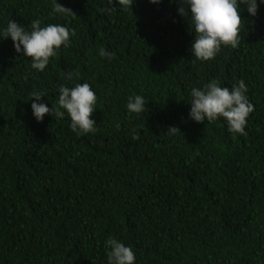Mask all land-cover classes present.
Masks as SVG:
<instances>
[{
  "label": "trees",
  "instance_id": "obj_1",
  "mask_svg": "<svg viewBox=\"0 0 264 264\" xmlns=\"http://www.w3.org/2000/svg\"><path fill=\"white\" fill-rule=\"evenodd\" d=\"M58 2L72 11L0 0V28L38 18L74 33L43 72L0 40V264H107L110 236L135 264H264V3L255 17L242 5L237 48L201 62L179 0ZM213 79L245 81L246 135L189 118L191 89ZM84 82L97 95L94 133L77 135L67 114L34 118V89L52 108L59 85ZM135 94L139 115L126 108Z\"/></svg>",
  "mask_w": 264,
  "mask_h": 264
},
{
  "label": "clouds",
  "instance_id": "obj_2",
  "mask_svg": "<svg viewBox=\"0 0 264 264\" xmlns=\"http://www.w3.org/2000/svg\"><path fill=\"white\" fill-rule=\"evenodd\" d=\"M134 0H107V5L116 4L126 10L129 3ZM159 4L161 0H150ZM175 2V0H174ZM264 0H179L181 5L178 14L186 17L193 28L194 39L190 51L196 60L209 61L216 57L222 47L233 49L239 46L241 32L242 5L247 7V12L255 17L259 4ZM54 12L68 13L58 0H54ZM71 30L62 24H47L42 26L40 19L30 21V27L16 22L8 21L7 25L0 28V40L11 38L15 50L21 55L31 59V67L43 72L60 48H67L71 42ZM99 55L110 58L112 53L105 48L99 49ZM73 72L69 71L66 78L71 80ZM77 78L79 73L75 74ZM247 85L243 79L228 86H221L220 82L213 79L202 88L193 87L190 92L189 118L195 122H215L223 119L227 124V131L234 137L236 134L246 135L245 126L247 118L253 112L254 106L247 98ZM58 99L54 106L49 108L42 101L46 93L40 89L31 92V108L34 118L42 122L46 114L63 118L67 114L70 118V128L77 135H86L96 131V121L92 119L97 103V95L89 83H76L69 87L59 85ZM146 102L142 95L135 94L127 98L126 108L129 113L139 115L145 109ZM179 129L168 127L167 134L172 135ZM107 264H135L136 254L130 245H125L115 237L105 240Z\"/></svg>",
  "mask_w": 264,
  "mask_h": 264
}]
</instances>
